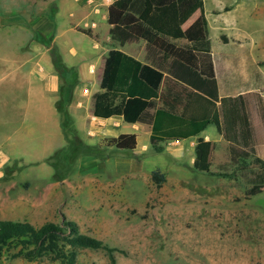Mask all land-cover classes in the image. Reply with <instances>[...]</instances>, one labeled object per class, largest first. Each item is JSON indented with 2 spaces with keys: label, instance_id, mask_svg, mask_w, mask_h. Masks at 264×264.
<instances>
[{
  "label": "rangeland",
  "instance_id": "374dc122",
  "mask_svg": "<svg viewBox=\"0 0 264 264\" xmlns=\"http://www.w3.org/2000/svg\"><path fill=\"white\" fill-rule=\"evenodd\" d=\"M253 1L246 2L247 13L232 15L251 16ZM187 6L195 10L191 2ZM74 8L73 0H0V154L9 156L0 176V220L35 227L71 220L79 233L110 248L77 247L76 264H264V186L245 195L256 164L243 149L213 143L204 172L192 165L197 141L189 150L188 140H181L155 151L140 131L99 141L81 122L83 111L68 119L75 82L85 71V36L65 26L77 20ZM257 27L264 29V22L243 26L247 40ZM40 48L63 81L58 99L64 136L36 111L35 63L46 68L37 61ZM134 110H127L128 124L136 121ZM202 133L217 135L213 125ZM256 147L255 156L264 160V135ZM154 169L164 176L158 185L150 179ZM13 251L2 252L0 264H59L12 257Z\"/></svg>",
  "mask_w": 264,
  "mask_h": 264
},
{
  "label": "trees",
  "instance_id": "16d2710c",
  "mask_svg": "<svg viewBox=\"0 0 264 264\" xmlns=\"http://www.w3.org/2000/svg\"><path fill=\"white\" fill-rule=\"evenodd\" d=\"M179 1L112 0L111 4L123 13L109 29L111 39L119 44L138 38L150 44L157 39V35L194 41L204 39L205 19L200 1L196 18L185 28L178 24ZM175 55L177 58L167 66V73L182 88L178 92L168 93L167 88L160 90V85H165L167 78L159 67L141 63L119 49H109L103 61L100 90L92 96V116L107 118L123 114L126 120V114L134 107L133 101H144L145 106L135 115V120L150 124L149 142L155 151H160L155 145L157 142L185 139L213 124L226 142L253 157L256 171L245 195L259 192L264 186V160L255 156L252 128L241 97H218L209 59L204 57L195 63V58L191 59L186 51H179ZM191 95L196 97L202 109L198 115L186 110ZM157 100L161 101L160 106H156ZM203 102L207 108L202 106ZM57 107L61 112V100L57 102ZM148 109H152V112ZM212 146L211 142L197 140L193 149L194 168L208 171ZM150 179L158 185L164 176L154 169L150 172ZM77 247L110 251L100 240L79 233L71 220L62 219L59 223L47 221L38 227L26 221L0 220V256L2 252L13 249L12 257L27 261L47 257L59 264H76Z\"/></svg>",
  "mask_w": 264,
  "mask_h": 264
},
{
  "label": "crops",
  "instance_id": "0c3cea01",
  "mask_svg": "<svg viewBox=\"0 0 264 264\" xmlns=\"http://www.w3.org/2000/svg\"><path fill=\"white\" fill-rule=\"evenodd\" d=\"M73 1L75 8L72 15L76 16L77 20L72 19L65 26L67 30L77 31L85 36V39L82 40L81 56L82 61H85V71L81 76L79 75L78 80L75 82L72 98L74 108H71L70 102H68V111L72 109L68 112V119L71 120L73 116L72 120H74V117L82 115L83 111V118L82 116L80 118L81 122L83 121V125L86 126L88 134L97 137L99 141L107 137H117L120 133L127 134L130 131L134 133L140 131L142 136L148 135L149 141V123L136 120L128 124L124 120L123 114L107 118L92 116V96L100 90H96V83L98 78L100 80L105 54L109 49L116 48L141 63L159 67L167 78L165 85H160V90L164 91L163 88H167L168 93H171L180 91L182 85L174 82L173 78L167 73V66L173 59L177 58L175 55L177 52L186 51L191 59L195 58V63H198V60L204 59V57L210 60L218 97H241L252 128L254 150L255 153H258L256 140L258 137L261 141L262 135H264V29L257 27L254 31L255 36L247 40L248 34L244 31L243 26L248 22L256 24L261 20L264 22V2L259 3L253 0H199L205 19L204 39L194 41L157 35V39L150 44L140 38L127 40L119 44L116 40L111 39L109 29L117 23L123 11L114 7L111 4L112 0ZM247 1L254 2L252 3L251 16L245 15L247 13V10H245ZM190 2L195 7L192 12L189 11L187 6V3L190 4ZM197 5H194L193 0H180L178 2L177 17L181 28L187 27L196 18L198 14ZM205 6H208L207 10ZM237 10L245 13L232 15ZM209 31L212 35L210 38L208 36ZM70 51L73 53V48H70ZM37 55L40 57L37 61L43 62L46 68L35 63V67L40 73L38 77L39 85L37 84L34 90V96L38 97L36 111H38V115H45L46 120H50L53 133L58 131L59 136H64V118L57 107V102L60 100V98L58 99L59 88L63 81L52 69L49 56H46L41 48ZM71 59L68 65L73 67L78 58L73 57ZM197 101L196 97L191 95L189 104L186 107L190 114L198 115L202 110ZM133 102L135 107L133 115H137L144 108L145 102L140 100H134ZM203 103L202 106L205 105ZM160 105L161 101L157 100L156 106ZM205 106V108L208 107L207 104ZM148 111L152 112V109H148ZM214 129L217 134L215 138L202 133V130L197 135L181 140H188V150L190 145L198 139H206L211 143L220 140L225 141L216 131L215 126ZM97 130L100 132H97ZM181 140L176 141L180 142ZM168 141L175 140L157 142L158 144L155 145L158 146ZM59 144L54 153H57L63 147L62 142ZM81 144L83 145V143ZM90 145L96 146V144ZM8 157V155L0 154V176H2L3 167L9 161ZM52 185L55 184L53 183L49 187H52ZM34 205H39V201H35Z\"/></svg>",
  "mask_w": 264,
  "mask_h": 264
},
{
  "label": "built area",
  "instance_id": "2783aa9c",
  "mask_svg": "<svg viewBox=\"0 0 264 264\" xmlns=\"http://www.w3.org/2000/svg\"><path fill=\"white\" fill-rule=\"evenodd\" d=\"M176 141V140H175Z\"/></svg>",
  "mask_w": 264,
  "mask_h": 264
}]
</instances>
